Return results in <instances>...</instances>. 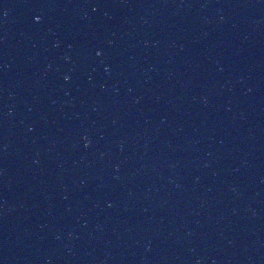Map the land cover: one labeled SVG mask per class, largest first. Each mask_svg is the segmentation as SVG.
<instances>
[{"label":"snow or ice","instance_id":"obj_1","mask_svg":"<svg viewBox=\"0 0 264 264\" xmlns=\"http://www.w3.org/2000/svg\"><path fill=\"white\" fill-rule=\"evenodd\" d=\"M37 19H39V17H37Z\"/></svg>","mask_w":264,"mask_h":264},{"label":"clouds","instance_id":"obj_2","mask_svg":"<svg viewBox=\"0 0 264 264\" xmlns=\"http://www.w3.org/2000/svg\"><path fill=\"white\" fill-rule=\"evenodd\" d=\"M99 54V53H98Z\"/></svg>","mask_w":264,"mask_h":264}]
</instances>
